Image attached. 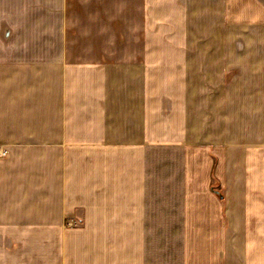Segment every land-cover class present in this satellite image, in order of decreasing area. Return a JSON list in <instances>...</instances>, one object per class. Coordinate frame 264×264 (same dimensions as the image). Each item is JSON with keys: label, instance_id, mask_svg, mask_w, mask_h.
Instances as JSON below:
<instances>
[{"label": "crops", "instance_id": "crops-1", "mask_svg": "<svg viewBox=\"0 0 264 264\" xmlns=\"http://www.w3.org/2000/svg\"><path fill=\"white\" fill-rule=\"evenodd\" d=\"M1 150L0 264H264V0H0Z\"/></svg>", "mask_w": 264, "mask_h": 264}, {"label": "trees", "instance_id": "trees-1", "mask_svg": "<svg viewBox=\"0 0 264 264\" xmlns=\"http://www.w3.org/2000/svg\"><path fill=\"white\" fill-rule=\"evenodd\" d=\"M212 190L218 194L220 197L222 196V189L220 188V185L217 181H214L212 182Z\"/></svg>", "mask_w": 264, "mask_h": 264}, {"label": "built area", "instance_id": "built-area-1", "mask_svg": "<svg viewBox=\"0 0 264 264\" xmlns=\"http://www.w3.org/2000/svg\"><path fill=\"white\" fill-rule=\"evenodd\" d=\"M0 154H2V155H6V151H5V150H2V151L0 152Z\"/></svg>", "mask_w": 264, "mask_h": 264}, {"label": "rangeland", "instance_id": "rangeland-1", "mask_svg": "<svg viewBox=\"0 0 264 264\" xmlns=\"http://www.w3.org/2000/svg\"><path fill=\"white\" fill-rule=\"evenodd\" d=\"M240 45H241V44H240ZM1 151H2V150H1ZM1 151H0V152H1ZM0 156H5V155L0 154Z\"/></svg>", "mask_w": 264, "mask_h": 264}]
</instances>
